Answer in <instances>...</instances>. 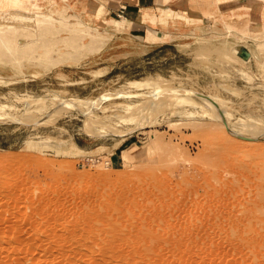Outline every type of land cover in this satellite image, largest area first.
I'll return each mask as SVG.
<instances>
[{
	"label": "rangeland",
	"instance_id": "374dc122",
	"mask_svg": "<svg viewBox=\"0 0 264 264\" xmlns=\"http://www.w3.org/2000/svg\"><path fill=\"white\" fill-rule=\"evenodd\" d=\"M59 1L0 57V264H264V0Z\"/></svg>",
	"mask_w": 264,
	"mask_h": 264
},
{
	"label": "bare ground",
	"instance_id": "6f19581e",
	"mask_svg": "<svg viewBox=\"0 0 264 264\" xmlns=\"http://www.w3.org/2000/svg\"><path fill=\"white\" fill-rule=\"evenodd\" d=\"M6 1V0H5ZM43 3L42 4H34L33 7L31 8V11H29V9L27 11L29 12H24L21 11V8H19L22 0H12L11 4H12V8L4 11V12H0V57H9L10 59L16 58V54L19 51H22V49L24 48L25 45H27L28 43L26 42V39L28 36L33 35L34 33L37 34L39 32V30L42 29L43 26L47 25L48 23H52V13H47V12H43V10L45 9V0H42ZM44 4V5H43ZM39 10V11H38ZM42 10V11H40ZM81 25L80 24H76L75 30L76 31H81ZM88 29V28H85ZM85 36L90 37L89 32L84 33ZM38 36H36L37 39H39V34H37ZM93 41V39L91 40ZM90 43V42H89ZM91 45V43H90ZM38 48H40L39 46H36ZM34 52V51H33ZM36 52V51H35ZM39 53V51H37ZM187 96V95H186ZM196 96V95H194ZM199 98L201 99V102H203L204 105H206L208 107V109H210L212 112H215V114H220L221 109H218V106L216 105H220L221 103L219 101H217L215 98L213 97H204L203 95H198ZM197 98V97H196ZM211 100H213V102H211ZM68 102V101H67ZM215 102V104H214ZM216 102L218 104H216ZM64 103V102H63ZM70 102L66 103L69 104ZM65 104V103H64ZM63 104V105H64ZM65 104V105H66ZM71 104V103H70ZM69 108L71 105L65 106ZM169 105H173L169 104ZM75 106V105H73ZM72 106V107H73ZM78 106V105H77ZM222 106V105H221ZM220 106V107H221ZM80 107V106H78ZM219 107V108H220ZM222 108V107H221ZM223 112V111H222ZM221 112V113H222ZM219 117H221V115H219ZM10 118V117H9ZM89 121V120H88ZM90 123V122H89ZM224 126L226 127V129H228L230 132H232L233 134H235V136L237 137H242V138H249V136H246L242 133H235L231 127H229V125L227 124L226 121H224ZM94 129V128H93ZM96 130V129H95ZM94 130V131H95ZM251 134V133H250ZM251 136V135H250ZM20 185V184H19ZM17 189V188H16ZM20 190V189H19ZM18 190V191H19ZM11 192V190H10ZM21 193V192H20ZM27 194V192H26ZM44 194V193H43ZM42 194V195H43ZM15 195V194H14ZM40 195V194H39ZM48 195V194H47ZM51 196V195H50ZM56 196V194H55ZM25 197V196H24ZM38 197V196H37ZM19 198V197H18ZM22 198V197H20ZM28 199V196L26 197ZM31 198V197H30ZM41 198V197H38ZM50 198V197H49ZM48 198V199H49ZM58 198V197H57ZM36 199V198H35ZM42 199V198H41ZM44 199V198H43ZM42 199V201H43ZM52 199V198H51ZM50 199V200H51ZM54 199V198H53ZM59 199V198H58ZM23 200V199H22ZM55 200V199H54ZM60 200V199H59ZM57 200V202L59 201ZM20 202V200H17ZM32 201V200H31ZM37 201V199H36ZM35 201V202H36ZM39 201V200H38ZM37 201V202H38ZM18 202V203H19ZM41 202V201H40ZM44 202V201H43ZM42 202V203H43ZM46 202V201H45ZM50 202V201H49ZM55 202V201H54ZM53 202V203H54ZM16 203V202H15ZM33 203V202H32ZM41 203V207L44 205H42ZM52 203V204H53ZM55 204V203H54ZM61 204V203H60ZM34 205V203H33ZM24 206V205H23ZM32 206V205H31ZM48 206V205H47ZM34 207V206H33ZM24 208V207H23ZM57 208V207H55ZM54 208V210H56ZM30 209V208H29ZM28 209V211H29ZM41 209V208H39ZM59 209V207H58ZM57 209V210H58ZM46 210V209H45ZM64 210V209H63ZM38 211V210H37ZM43 211V210H42ZM40 211V212H42ZM66 211L69 212V210L66 209ZM34 212V210H33ZM49 212V211H48ZM47 212V214H48ZM59 211H57L58 213ZM62 212V211H61ZM71 212V211H70ZM76 212V211H75ZM32 213V212H31ZM39 213V211H38ZM44 213V212H43ZM51 213V212H50ZM54 213V212H53ZM40 214V213H39ZM46 214V213H45ZM36 215V214H35ZM44 215V214H43ZM83 215V214H82ZM37 216H39L37 214ZM42 216V215H40ZM45 216V215H44ZM49 216V215H48ZM46 217V216H45ZM54 217V216H53ZM52 217V219H53ZM50 218V217H48ZM47 218V220H48ZM57 218V217H56ZM52 221V220H51ZM50 221V222H51ZM48 223V222H47ZM42 224V223H41ZM42 227V226H41ZM46 227V226H45ZM1 232V231H0ZM7 233V232H6ZM7 236V235H6ZM5 242V241H4ZM19 247V246H18ZM7 248V247H6ZM15 250V248H13ZM12 249V250H13ZM18 249V248H16ZM7 249H5L6 251ZM25 252V251H24ZM18 253V252H17Z\"/></svg>",
	"mask_w": 264,
	"mask_h": 264
},
{
	"label": "crops",
	"instance_id": "0c3cea01",
	"mask_svg": "<svg viewBox=\"0 0 264 264\" xmlns=\"http://www.w3.org/2000/svg\"><path fill=\"white\" fill-rule=\"evenodd\" d=\"M23 1L25 0H22L21 4ZM0 3L3 6L11 7L5 0H0ZM167 3H161L159 0H60L58 2V4H61L60 7L68 6L72 8V12H75L79 16V19L85 23L108 20L107 14L115 12L116 15L122 14L125 21L134 26L137 24L143 25L147 21L146 18L149 14H152L154 18L157 17L158 11L163 10L159 8L169 6ZM93 6L99 8L97 20L93 18L94 13H96L95 9H90Z\"/></svg>",
	"mask_w": 264,
	"mask_h": 264
},
{
	"label": "water",
	"instance_id": "95a60500",
	"mask_svg": "<svg viewBox=\"0 0 264 264\" xmlns=\"http://www.w3.org/2000/svg\"><path fill=\"white\" fill-rule=\"evenodd\" d=\"M240 138V137H239Z\"/></svg>",
	"mask_w": 264,
	"mask_h": 264
}]
</instances>
